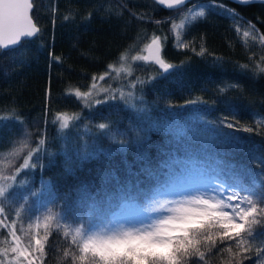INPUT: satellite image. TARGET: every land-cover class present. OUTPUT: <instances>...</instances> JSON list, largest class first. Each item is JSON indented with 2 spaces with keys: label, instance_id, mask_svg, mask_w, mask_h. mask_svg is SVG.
I'll use <instances>...</instances> for the list:
<instances>
[{
  "label": "trees",
  "instance_id": "1",
  "mask_svg": "<svg viewBox=\"0 0 264 264\" xmlns=\"http://www.w3.org/2000/svg\"><path fill=\"white\" fill-rule=\"evenodd\" d=\"M210 2L193 0L184 11ZM215 2L238 14L241 33L236 32L231 17L212 8L204 19L182 30L181 40L187 47H179L171 25L180 22L183 12L166 10L153 0H34V21L40 35L16 49L0 51V116L14 111L20 121L5 122L11 126L0 129V166L6 167L9 161L19 166L27 152L40 139L45 140L44 151L37 154V167L21 172L18 180L22 186L12 197L27 207V214L17 219L22 243L50 233L43 264H72L71 255H63L70 248V237H63L60 231L80 226L73 224V218L95 227L100 221L107 223L113 212L121 213L123 220L131 212H147L154 201L194 174L212 181L226 180L227 168L221 171L225 164L242 168L250 176L264 172V165L253 159L264 157V127L256 123L264 121V71H260L264 51L258 42L264 35V4ZM138 15L145 19H137ZM65 16L70 18L65 20ZM249 25H255L257 39L242 36ZM153 35L166 37L162 44L166 62L183 64L166 78L157 76L161 72L157 66L132 59L144 55ZM106 73L114 76L104 80V85L118 89L117 97L131 91L134 107L120 99L107 104L76 99L77 89L88 92L93 77L99 79ZM137 78L149 82L130 88ZM222 87H228L223 94L219 91ZM69 91L73 94L68 95ZM190 100L206 103L187 104ZM87 104L93 106L85 107ZM61 112L79 119L61 130L59 123L53 122ZM226 116L257 131L223 128L219 121ZM101 122L111 124L117 140L134 139L139 128H152L146 142L121 147L109 136L100 137L96 125ZM129 130H133L131 134ZM25 132L30 134L28 147L18 157L8 155L20 147ZM228 132L231 137L225 136ZM232 138L239 140L243 149L234 148ZM86 145L91 146V154L81 155ZM140 152L146 153L147 159H139ZM146 167L155 175L142 172ZM245 183H250V177ZM121 204L126 207H119ZM5 206L11 216L15 204ZM50 210L68 217V224L62 223L58 230L54 219L46 229L43 218ZM32 215L40 218L38 228L35 221L29 227ZM255 228L264 234V226ZM6 235V230L0 229V239ZM229 243L234 244L226 241L220 247ZM246 255L249 258L242 264H257L255 248ZM205 258L207 264H236L239 259L216 249ZM196 260L191 258L189 264Z\"/></svg>",
  "mask_w": 264,
  "mask_h": 264
},
{
  "label": "snow or ice",
  "instance_id": "2",
  "mask_svg": "<svg viewBox=\"0 0 264 264\" xmlns=\"http://www.w3.org/2000/svg\"><path fill=\"white\" fill-rule=\"evenodd\" d=\"M157 5L165 6L167 9L183 12L179 23L172 22L171 31L175 34L179 47H187L181 40L182 30L188 26L202 20L212 8H217L221 13L233 19L236 25V32L241 33L240 23L237 19V13L226 5L216 3L211 0L208 5H193L184 11V7L189 0H153ZM239 4H249L253 0H235ZM34 0H0V51L5 49L22 46L23 43L38 37L41 29L34 21L33 15ZM53 23H55L56 9L52 8ZM89 14V18H90ZM70 17L65 16L68 20ZM137 19L143 20V15H138ZM157 24L161 21H156ZM244 38L257 39L255 25H249L242 32ZM166 37L153 35L150 43L145 45V50L149 56H134L133 60L148 61L151 57L152 62L159 65L162 72H157L158 77L166 78L167 75L175 74L183 64L175 65L166 62L160 55L163 40ZM258 42L264 51V35L258 37ZM202 54V52L200 53ZM58 59V58H57ZM124 57L121 56V60ZM264 60V56H262ZM243 67H246L243 66ZM112 68V65H109ZM123 70V69H121ZM260 71H264L261 68ZM105 75H110L106 73ZM100 76V80H104ZM96 77H93L95 88ZM149 81L137 78L135 82H130L129 87L135 88L137 84L143 85ZM228 87H237L229 85ZM228 87L219 89L223 94ZM105 89V96L95 100V104H107L110 100L120 99L125 105L134 107L131 101L134 98L133 93L129 91L127 95L120 92L117 97L116 92ZM68 95L73 93L69 91ZM91 90L81 92L76 90L74 95L77 100L86 99L91 95ZM206 103L200 100H190L187 104ZM92 104L85 107L91 108ZM79 116L70 117L67 113L61 112L54 116V123H59L61 130L68 129L71 120H78ZM20 123L19 117L14 111L10 115L0 116V129L10 127L11 122ZM259 127H264V121L256 122ZM223 128L256 132L257 129L250 126H240V122L234 118L223 117L219 121ZM100 137L109 136L113 143L123 147L131 143L140 145L148 140L152 126L139 128L134 139L117 140L116 134L112 131L109 122H101L96 125ZM129 130V133L131 134ZM259 134V133H258ZM29 133L25 132L20 141V147H14L8 155L19 156L25 147H28ZM225 136L231 137V133H225ZM234 140L233 147L237 150L243 149L239 140ZM45 140L40 139L35 148H31L24 157L23 163L14 166L9 161L6 167L0 166V229L6 230L7 235L0 239V264H36L37 260L43 264V257L46 255V245L49 241L50 233L46 231L43 236H32L22 243L21 236L18 235L17 219L22 214H27L26 203H15L12 201L17 187L22 186L18 180L24 169H35L39 160L38 153L44 151ZM91 146L86 145L85 151L81 155H90ZM103 151V149H99ZM35 157V159H33ZM139 159H147L144 152L138 153ZM7 160L8 157L6 156ZM258 159L261 165H264V157H253ZM31 161V163H30ZM223 164V162H220ZM227 177L226 180L213 181L207 189L194 188L182 195L180 199L156 200L146 211L148 213H162L161 215H150L146 219L138 221L123 220L121 213L113 212L107 223H100L91 227L85 220L83 223L79 219L73 218L75 227H64L60 235L69 238L70 248L65 250L64 257L71 255L72 264H189L191 258L198 260L192 264H199V261H205V254L211 253L213 249L217 251H227L234 258L238 257L236 264H242L244 259L249 258L246 253L256 249V255L259 257L257 264H264V239L262 234L256 230V225L264 226V172L251 175L244 169H233L230 165H223L221 171ZM147 176L155 175L151 168L142 169ZM250 177V183L245 181ZM259 177V179H257ZM115 179V177L113 176ZM87 192V187L84 188ZM35 194V193H34ZM12 202L15 207L12 209V215L9 216V209L5 206ZM95 206V204H94ZM119 207H126L121 204ZM55 219L59 226L63 223L68 224V217H60L49 211L43 218L45 228H49L51 222ZM32 221L36 222V227L40 226V218L29 216V227ZM23 231V229H20ZM229 243L227 247L221 248L220 245ZM234 249V250H233ZM11 255V258H9Z\"/></svg>",
  "mask_w": 264,
  "mask_h": 264
},
{
  "label": "rangeland",
  "instance_id": "3",
  "mask_svg": "<svg viewBox=\"0 0 264 264\" xmlns=\"http://www.w3.org/2000/svg\"><path fill=\"white\" fill-rule=\"evenodd\" d=\"M103 76L105 77L104 80H106V79L113 77L114 75L110 73V75H103ZM104 80L96 79L95 81L96 86L95 88L91 87L90 90L92 94L87 98H90L91 100L95 101L97 99H100V97L105 96V92H104L105 89H108L109 92L114 90V89L111 90L110 88H107L104 85ZM121 91H123V89H121ZM212 183H213L212 180H209L206 177H200L198 174H194L191 179L182 183L180 186L175 188L173 191H171L169 194H167L166 196H164V198L160 200L180 199L183 194L189 191H192L194 188H201L202 190L207 189L209 185ZM161 214L162 213L151 214V213L143 212V211L131 212L130 214L126 216L124 220L138 221L141 219H146L150 215H161Z\"/></svg>",
  "mask_w": 264,
  "mask_h": 264
},
{
  "label": "water",
  "instance_id": "4",
  "mask_svg": "<svg viewBox=\"0 0 264 264\" xmlns=\"http://www.w3.org/2000/svg\"><path fill=\"white\" fill-rule=\"evenodd\" d=\"M191 1H193V0H189V2H191ZM228 1H230V2H232V3H235V4H238V5H245V4H239V3H236L235 0H228ZM258 3H260V4H264V0H253L252 3L246 4V5H250V4H258ZM160 6L163 7L164 9H166V10H170V9H167L165 6H162V5H160ZM34 38H35V37H34ZM34 38H32V39H34ZM149 43H150V42H149ZM16 48H18V47H16ZM16 48L5 49L4 51H8V50H12V49H16ZM160 55H161V57L164 59V57H163V46L161 47ZM143 56H149L148 51L145 50V53H144ZM164 60H165V59H164ZM144 63H145V64H153V65H155V66H157V67L159 68V65L155 64L154 62H152L151 57H149V60H148V61H144ZM159 70L162 72V69L159 68Z\"/></svg>",
  "mask_w": 264,
  "mask_h": 264
}]
</instances>
